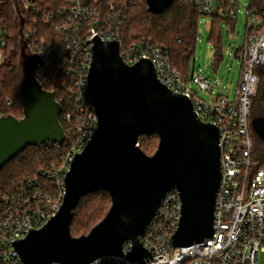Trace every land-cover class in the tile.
I'll return each instance as SVG.
<instances>
[{
  "label": "water",
  "instance_id": "95a60500",
  "mask_svg": "<svg viewBox=\"0 0 264 264\" xmlns=\"http://www.w3.org/2000/svg\"><path fill=\"white\" fill-rule=\"evenodd\" d=\"M149 11L161 13L174 0H146ZM22 115L0 118V171L28 147L62 146V106L37 78L40 56L32 52L26 18L18 0ZM90 95L98 128L67 174L61 211L43 228L16 243L24 264H89L106 255H123L143 263L151 256L140 241L162 200L176 188L182 216L173 246L203 242L214 234L221 185L220 130L204 122L193 101L173 92L158 77L151 60L128 65L119 43L96 40L89 75ZM264 140V117L252 120ZM157 134V151L147 155L138 145L142 135ZM106 190L112 198L106 217L87 235L74 237V211L87 194Z\"/></svg>",
  "mask_w": 264,
  "mask_h": 264
},
{
  "label": "built area",
  "instance_id": "2783aa9c",
  "mask_svg": "<svg viewBox=\"0 0 264 264\" xmlns=\"http://www.w3.org/2000/svg\"><path fill=\"white\" fill-rule=\"evenodd\" d=\"M18 2L22 13L33 15L37 27L41 22L50 30L46 34L25 30L32 52L40 56L38 80L42 85L51 82L48 73L57 68L59 85L73 98L74 105L68 103L60 115L66 140L68 135L71 139L61 165L41 171L46 182L26 181L0 196V264H24L16 243L43 228L61 211L71 165L98 128L89 82L96 40L118 42L120 55L128 65L151 60L160 81L173 92L189 97L201 120L219 128L222 179L212 237L192 245L173 246L182 216L180 193L173 188L140 236L151 254L149 258L143 263L130 260L134 244L128 240L123 255H106L89 264H264V161L253 159L251 136L254 100L262 81L260 70L264 69V5L255 7L252 0L245 8L247 34L243 47L235 52L241 61V75L232 100L222 93L215 95L213 81L201 73L193 72L186 80L173 63L169 48L144 37L128 39L123 32L128 0ZM192 5L202 18L219 17L234 26L241 8L239 0H192ZM8 48V34L0 28V69L8 61ZM192 85L211 93V99L199 98Z\"/></svg>",
  "mask_w": 264,
  "mask_h": 264
},
{
  "label": "trees",
  "instance_id": "16d2710c",
  "mask_svg": "<svg viewBox=\"0 0 264 264\" xmlns=\"http://www.w3.org/2000/svg\"><path fill=\"white\" fill-rule=\"evenodd\" d=\"M263 5L264 0H253V6L261 7ZM23 15L26 18L25 30L27 33L29 29H33L39 34L50 32L49 28L39 21L37 27L32 14L23 11ZM201 18L202 15L193 7L192 0H174L169 7L158 14L149 11L146 0H128L123 32L130 40L144 37L169 48L176 68L186 80H189L193 74L191 63L198 42ZM223 22L224 20L219 17L212 20L210 40L215 45L214 55L217 64L223 58ZM0 28L8 34V49L11 53V58L0 69V113H12L20 117L22 115L19 71L20 38L18 14L14 0H0ZM260 73L262 81L258 95L254 100L252 112L254 116H256L255 112L259 107L264 108V69H261ZM48 76L51 82L43 83V85L49 91L55 90L56 99L61 103L63 111L68 103L74 105L73 98L59 85L60 75L57 68L49 71ZM8 100L12 101L11 106L7 105ZM62 125H64L63 122ZM159 141L160 138L157 134L142 135L139 139L140 147L147 155H153L157 151ZM70 145L71 139L68 135V139L62 146L45 144L28 147L0 171V196L11 193L26 181L39 179L46 182L47 179L41 175V171L52 170L60 166ZM261 161H264V158ZM111 205L112 198L106 190L101 189L85 195L74 211L71 224L72 235L74 237L87 235L106 217Z\"/></svg>",
  "mask_w": 264,
  "mask_h": 264
},
{
  "label": "rangeland",
  "instance_id": "374dc122",
  "mask_svg": "<svg viewBox=\"0 0 264 264\" xmlns=\"http://www.w3.org/2000/svg\"><path fill=\"white\" fill-rule=\"evenodd\" d=\"M251 2L252 0H239L241 8L238 14L239 19L235 26L227 25L225 21L222 23L224 51L223 58L218 64L214 55L215 45L210 40L212 20L205 17L200 19L198 42L194 59L191 63L192 72L201 73L213 81L215 95L222 93L232 100L236 96L241 75V61L236 57L235 52L242 48L245 42L247 34L245 8H248ZM10 58L11 53L9 52L8 60ZM192 89L199 98L203 100L211 99V93L201 90L199 86L192 85ZM255 114L256 116L252 115L251 122L256 117L264 116V108L259 107ZM251 136L254 141L253 159L261 160L264 158V140L255 132L252 125ZM261 258L264 259V255H261Z\"/></svg>",
  "mask_w": 264,
  "mask_h": 264
}]
</instances>
